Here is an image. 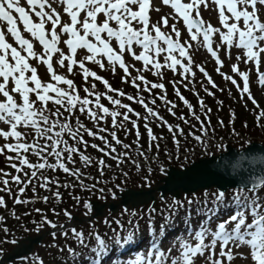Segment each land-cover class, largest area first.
<instances>
[{
	"label": "snow or ice",
	"instance_id": "snow-or-ice-1",
	"mask_svg": "<svg viewBox=\"0 0 264 264\" xmlns=\"http://www.w3.org/2000/svg\"><path fill=\"white\" fill-rule=\"evenodd\" d=\"M164 7L168 11L161 15ZM204 12H215L219 26L205 20ZM153 13L158 17L155 21ZM200 49L215 62L217 74L235 86L240 99L246 97L260 109L250 76L254 72L255 83L264 90V0H0V193L12 198L14 205H25L33 199L45 204L55 199L62 204L60 190L69 192L72 208L82 209L80 215L85 218L79 225L74 223L72 210L55 207L52 215H62L64 223L37 208L40 221H33L32 228L21 225L26 233L47 229L53 241L63 238V246L50 245L66 254L61 264H68V258L71 264H235L237 259L264 264V145L258 147L234 128L231 134L239 148H229L222 142L224 137L217 141L216 127L227 126L223 120L213 126L212 109L195 88L197 71L211 89H224L195 62ZM233 50L237 53L231 63L234 75H229L221 71L225 64L220 54L231 61ZM241 64L247 70L242 71ZM89 65L113 75L119 70L121 82L134 94L112 87ZM40 66L45 67L47 80L39 75ZM168 72L176 100L168 98L164 83ZM145 73L155 79L149 80ZM77 75L83 87L76 84ZM97 82L104 91L98 90ZM199 83L206 95L215 96L203 81ZM181 87L193 93L196 105L182 94ZM180 105L187 112L177 115ZM161 109L180 123H170ZM230 116L234 123L235 113ZM262 118L264 109L256 116L257 127L264 132ZM152 125L167 130L172 148L162 149L160 141L165 137L157 135ZM129 136L134 139L126 143ZM197 147L208 159L197 157L199 163L192 159ZM89 148L99 156L94 157ZM172 163L178 170H170ZM128 164L139 175L138 187L147 189L136 195H155L162 207L157 210L156 201L151 200L139 216L125 208L123 213L137 219L128 221L131 227L123 236L112 228L115 224L124 229L121 220L105 217L103 224L114 233L108 238L110 244L106 233L96 229L99 213L92 197L104 203L120 201L122 185L130 176L125 170ZM196 169L224 183L215 190L205 186L202 194L183 189L184 195L173 194L171 202L158 191L160 183L195 182L189 173ZM76 189L87 196L75 195ZM40 190L50 195L41 197ZM28 191L33 197L23 199ZM6 207L5 196L0 195V208ZM181 213L184 228L164 248L169 234L176 232ZM157 216L161 217L158 228ZM139 220L147 226V251H136L123 262L113 259L120 250L130 255L133 244L139 242ZM193 220L198 222L193 224ZM0 231L6 237L12 235L7 227ZM5 243L23 241L0 240V245ZM3 251L0 247V257ZM30 264L44 261L37 255Z\"/></svg>",
	"mask_w": 264,
	"mask_h": 264
},
{
	"label": "rangeland",
	"instance_id": "rangeland-1",
	"mask_svg": "<svg viewBox=\"0 0 264 264\" xmlns=\"http://www.w3.org/2000/svg\"><path fill=\"white\" fill-rule=\"evenodd\" d=\"M168 11V9H167V7H164L163 9H162V12H161V15H163L164 13H166ZM203 16H204V19L205 20H208V21H210L214 26H219L218 25V22H217V18H216V13L215 12H204L203 13ZM152 18H153V20L155 21L156 19H158V17H157V15L155 14V13H153L152 14ZM184 38L185 39H187V34L185 33L184 34ZM37 49H38V47H37ZM236 50H233L232 51V60L231 61H229L225 56H224V53L223 52H221V58L224 60V64H225V67L224 68H222L221 69V71H223L225 74H229V75H234V74H232L231 73V63H234L235 62V56H236ZM194 60H195V62L197 63V64H202L207 70H208V72H209V74L212 76V78H213V80L220 86V87H222V86H228V89H230V91L232 90L233 92L231 93V94H233V95H235L236 93H235V91H237V89L235 88V86H233V85H231V83L230 82H226V81H224L223 80V78L219 75V74H217V72L215 71V68H216V65H215V63L211 60V59H209V57L207 56V54H206V52L203 50V49H200V50H198V51H196V53H195V55H194ZM128 62L129 63H132V61H131V59L129 58V60H128ZM205 64H207L208 66H206ZM89 67H92L93 68V70H95V71H97V73H103V72H105V71H101L99 68H97V67H95V66H93V65H89ZM136 67H140V65H139V63H137L136 64ZM40 68V71H39V69H38V71H39V75L41 76V78L42 79H48V74H47V72H45V67L44 66H40L39 67ZM240 68H241V70L243 71V70H246V67H245V65H243V64H241L240 65ZM44 72V73H43ZM117 74L118 75H121V74H123L122 72H120L119 70H118V72H117ZM133 75H135V72L133 71ZM145 75L147 76V77H149V74L148 73H145ZM167 76H169L171 79H172V73L171 72H168L167 73ZM202 75L201 74H199L198 72H197V74H196V83H198L200 80H202L203 82H204V84H205V81L203 80V76L201 77ZM177 78H179V77H177ZM234 78H237L238 79V77H234ZM149 80H154L155 78H153L152 76L151 77H149L148 78ZM250 80H251V87H252V93H253V96H254V98L257 100V102H258V104L260 105V109H255V107L252 105V103L250 102V101H247V98L245 97V99H244V102H245V104H246V106H248V108H249V117L250 118H252V120L254 121V119H256L255 118V114H256V116H257V114H258V112L261 110V109H264V90H261V89H259V88H257V84L255 83V80H256V76H255V73L253 72L252 74H251V76H250ZM166 81V80H165ZM197 87H198V89H202L201 88V84L199 83L198 85H197ZM227 96L228 97H230V101H231V103H233V104H235L236 103V100L238 101V102H241V99H240V96H239V94H238V92H237V95H236V98L235 99H233V97H232V95L229 93V91H227ZM220 95H223V93H219ZM213 100H215V99H213ZM220 99H216L215 101H217V104H218V101H219ZM239 105H241V104H239ZM216 107L218 108V105H216ZM264 118H262V120H263ZM256 121V120H255ZM134 185H136V183H133ZM144 212V211H143ZM115 217H117V216H115ZM123 218H125L126 216L125 215H123L122 216ZM105 217H103V219H104ZM118 218V217H117ZM103 219H97V221L98 222H96L97 223V225H98V228L99 229H102V228H106L107 226H105L104 224H103ZM87 225V224H86ZM86 228L85 229H87L88 228V226H85ZM0 228H2V227H0ZM109 231H111V229H108ZM111 235V232H109L108 233V236H110ZM18 238V237H17ZM3 239H8V236L6 237L5 236V234L2 232V231H0V240H3ZM47 239H48V241H47ZM46 241L47 242H45V244L44 245H42V246H40L36 251L37 252H35V254L36 255H38L40 258H42L43 260H47V257H52L55 253H57V254H59V255H61L58 251H57V249L56 248H54V247H50V245H52L53 243H59L61 246H63L64 245V243H65V241H64V239L63 238H60L58 241H53V238L51 237V236H47L46 237ZM0 247H2L3 248V250H9L11 247H9V244H7V243H5V244H3V245H0ZM57 257H60V256H58L57 255Z\"/></svg>",
	"mask_w": 264,
	"mask_h": 264
},
{
	"label": "water",
	"instance_id": "water-1",
	"mask_svg": "<svg viewBox=\"0 0 264 264\" xmlns=\"http://www.w3.org/2000/svg\"><path fill=\"white\" fill-rule=\"evenodd\" d=\"M253 143L256 144L258 147L263 145L257 142H253ZM228 147L232 149H236L231 146ZM217 156H219V154H217ZM202 159H208V157ZM195 162L199 163L198 160ZM189 167H191V165H189ZM172 169H177V168L170 166V170ZM189 176L194 177L195 182H191L189 180H177L176 182H172V183H160L158 191L162 194H170L172 196L173 194H175L177 197H180L181 193H184L183 189H194L196 191H199V190H204L205 186H211L216 188L217 185H221L224 183L223 181L215 177L209 175H201L199 169H196L192 173H189ZM146 191L147 189H138V190L127 189L121 195V199L118 204L123 206L131 205L135 207L150 202L151 200H155V195H153L152 197L136 195V193L138 192H146ZM94 203L97 207L98 213L101 214L104 204H99L98 202H94ZM109 206L111 210H115L118 207L117 204H113V203H111ZM40 240H41L40 238L27 239L28 244L27 245L21 244L20 248L16 249L13 252V254L9 256V258H19L21 256L28 255L33 250V245L39 244Z\"/></svg>",
	"mask_w": 264,
	"mask_h": 264
},
{
	"label": "trees",
	"instance_id": "trees-1",
	"mask_svg": "<svg viewBox=\"0 0 264 264\" xmlns=\"http://www.w3.org/2000/svg\"><path fill=\"white\" fill-rule=\"evenodd\" d=\"M223 99H224V103H226L225 98H223ZM245 114L246 113L244 112V109L242 107H240V110H236V112H235L236 118H235L234 124H236V126H240L241 128H243V125L245 123H247L248 127L244 129L245 133H254L257 135L262 133V135H263L264 132H262L259 129V127L252 124L251 121H248V122L246 121Z\"/></svg>",
	"mask_w": 264,
	"mask_h": 264
}]
</instances>
